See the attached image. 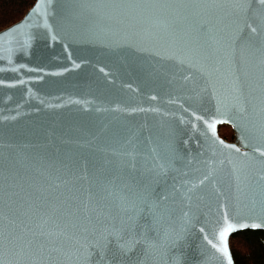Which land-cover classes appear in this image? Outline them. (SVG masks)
I'll list each match as a JSON object with an SVG mask.
<instances>
[{
    "label": "water",
    "instance_id": "95a60500",
    "mask_svg": "<svg viewBox=\"0 0 264 264\" xmlns=\"http://www.w3.org/2000/svg\"><path fill=\"white\" fill-rule=\"evenodd\" d=\"M228 2L36 0L0 31V227L8 214L10 230L44 233L0 248V264H99L93 237L132 217L127 186L160 167L157 227L177 249L156 244L140 264H235L231 236L264 231V50L230 43L229 8L127 6ZM250 2L258 27L264 5ZM225 216L245 225L228 256L213 246Z\"/></svg>",
    "mask_w": 264,
    "mask_h": 264
},
{
    "label": "snow or ice",
    "instance_id": "6c2138e0",
    "mask_svg": "<svg viewBox=\"0 0 264 264\" xmlns=\"http://www.w3.org/2000/svg\"><path fill=\"white\" fill-rule=\"evenodd\" d=\"M259 3L264 5V0H259ZM129 7H180V8H196V7H213V8H229L232 9L234 17L233 34L229 37L230 43L234 47H244L246 49H253L256 47L264 50V38L253 41L251 38L244 37V30L250 31L252 36H259L258 29H264V19L259 22L258 27H252L248 22L247 16L252 10L250 0H229L228 3L220 4H195L184 3L178 5L164 4V5H127ZM256 23V21H253ZM201 31L207 30L206 24H201ZM2 83V81H0ZM243 82L239 76H233V89L239 93L243 88ZM241 111L244 108L239 101L233 105ZM212 127V125H209ZM222 143V141H221ZM234 147V146H233ZM259 151V149H257ZM166 184H167V169L160 167L156 173H149L148 175H141L138 173L136 177L132 178V184L128 185V196L136 200V205L133 208L132 217H127L121 221L119 229H114L111 232L99 235V244L95 243L97 236L93 237V244L89 245V249L95 253L99 264H140L146 257L150 256V249L159 243H163L165 252L171 259L172 254L177 249V241H173L163 236L162 231L157 227L156 220V203L166 199ZM143 193V195H140ZM11 195L5 193L8 197V204L11 203ZM5 204V208L7 205ZM9 215H4L5 223L0 227V248L6 251H13L18 246H39L44 233H32L29 238L23 231L15 232L10 230V225H16L15 219H9ZM134 218V219H133ZM226 226L219 233V240L223 246L213 245L218 247V250L225 256H228V248L226 237L230 231L236 227H244L245 225L236 222H230L227 216L224 217ZM255 227L256 225H252ZM125 239H132L134 247L125 250L121 247ZM212 242L209 241V244ZM134 254V255H133ZM131 258V259H129ZM228 264H232L229 258Z\"/></svg>",
    "mask_w": 264,
    "mask_h": 264
},
{
    "label": "trees",
    "instance_id": "16d2710c",
    "mask_svg": "<svg viewBox=\"0 0 264 264\" xmlns=\"http://www.w3.org/2000/svg\"><path fill=\"white\" fill-rule=\"evenodd\" d=\"M36 0H0V31L21 20ZM220 135L232 141L234 132L230 128V134H224L222 128ZM230 248L235 264H264V231L245 230L238 232L230 238Z\"/></svg>",
    "mask_w": 264,
    "mask_h": 264
},
{
    "label": "rangeland",
    "instance_id": "374dc122",
    "mask_svg": "<svg viewBox=\"0 0 264 264\" xmlns=\"http://www.w3.org/2000/svg\"><path fill=\"white\" fill-rule=\"evenodd\" d=\"M230 128H231L230 126L229 127H224V128L221 129V131H223L224 134H228L229 135L230 134Z\"/></svg>",
    "mask_w": 264,
    "mask_h": 264
}]
</instances>
